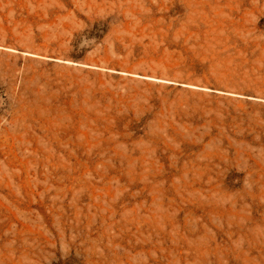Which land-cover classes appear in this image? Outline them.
I'll return each instance as SVG.
<instances>
[{
  "label": "rangeland",
  "instance_id": "374dc122",
  "mask_svg": "<svg viewBox=\"0 0 264 264\" xmlns=\"http://www.w3.org/2000/svg\"><path fill=\"white\" fill-rule=\"evenodd\" d=\"M0 264H264V0H0Z\"/></svg>",
  "mask_w": 264,
  "mask_h": 264
}]
</instances>
